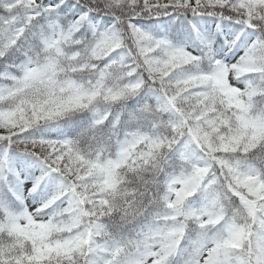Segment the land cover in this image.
Returning <instances> with one entry per match:
<instances>
[{
  "label": "snow or ice",
  "instance_id": "obj_1",
  "mask_svg": "<svg viewBox=\"0 0 264 264\" xmlns=\"http://www.w3.org/2000/svg\"><path fill=\"white\" fill-rule=\"evenodd\" d=\"M0 264H264V0H0Z\"/></svg>",
  "mask_w": 264,
  "mask_h": 264
}]
</instances>
